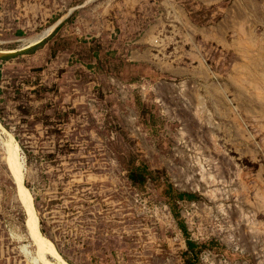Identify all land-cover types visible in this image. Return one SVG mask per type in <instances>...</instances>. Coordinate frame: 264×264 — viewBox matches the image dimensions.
Masks as SVG:
<instances>
[{"label":"rangeland","instance_id":"rangeland-1","mask_svg":"<svg viewBox=\"0 0 264 264\" xmlns=\"http://www.w3.org/2000/svg\"><path fill=\"white\" fill-rule=\"evenodd\" d=\"M0 264H264V0H0Z\"/></svg>","mask_w":264,"mask_h":264},{"label":"trees","instance_id":"trees-1","mask_svg":"<svg viewBox=\"0 0 264 264\" xmlns=\"http://www.w3.org/2000/svg\"><path fill=\"white\" fill-rule=\"evenodd\" d=\"M146 171H147V169L144 166H139V167L132 169L129 176L132 180L137 179V181L141 182V181H143V179H145V175L147 173ZM168 190L173 191L170 187L168 188ZM175 195H177V197L180 199L191 198L193 196V194L188 193V192H175L174 196ZM197 246H198V244H196L194 241H191V240L187 241L188 250H194V248ZM195 255H196V253L194 254V256Z\"/></svg>","mask_w":264,"mask_h":264}]
</instances>
